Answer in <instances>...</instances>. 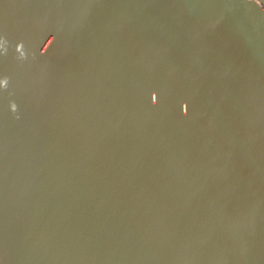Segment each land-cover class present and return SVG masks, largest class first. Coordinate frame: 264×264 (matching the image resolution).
Listing matches in <instances>:
<instances>
[{"label": "water", "instance_id": "1", "mask_svg": "<svg viewBox=\"0 0 264 264\" xmlns=\"http://www.w3.org/2000/svg\"><path fill=\"white\" fill-rule=\"evenodd\" d=\"M0 264H264V0H0Z\"/></svg>", "mask_w": 264, "mask_h": 264}, {"label": "clouds", "instance_id": "2", "mask_svg": "<svg viewBox=\"0 0 264 264\" xmlns=\"http://www.w3.org/2000/svg\"><path fill=\"white\" fill-rule=\"evenodd\" d=\"M0 86H3V82H0Z\"/></svg>", "mask_w": 264, "mask_h": 264}]
</instances>
